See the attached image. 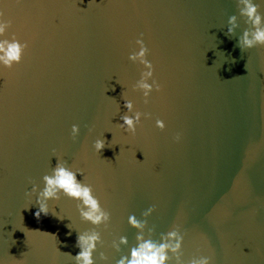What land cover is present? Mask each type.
Wrapping results in <instances>:
<instances>
[{
    "label": "water",
    "instance_id": "obj_1",
    "mask_svg": "<svg viewBox=\"0 0 264 264\" xmlns=\"http://www.w3.org/2000/svg\"><path fill=\"white\" fill-rule=\"evenodd\" d=\"M0 11L12 21L4 38L29 43L0 76L2 264H73L63 253L75 256L77 232L92 230L64 198L33 218L35 197L25 194L43 187L53 152L83 172L77 179L110 214L107 228L95 229L102 244L94 259L103 252L104 264H116L127 255L136 236L128 217L152 207L146 233L159 240L177 225L185 262L210 254L213 264H264V48L235 46L245 24L234 0H5ZM233 15L239 27L229 38ZM140 36L162 87L147 105L130 91L141 69L127 56ZM122 91L150 117L135 136L116 127ZM102 137L97 155L92 143ZM27 230L55 234L57 244ZM121 236L128 245L117 252L111 245Z\"/></svg>",
    "mask_w": 264,
    "mask_h": 264
},
{
    "label": "clouds",
    "instance_id": "obj_2",
    "mask_svg": "<svg viewBox=\"0 0 264 264\" xmlns=\"http://www.w3.org/2000/svg\"><path fill=\"white\" fill-rule=\"evenodd\" d=\"M91 2L95 3V0H91ZM234 2L238 10V16L245 24V28L237 38L235 46L239 48L241 53L253 48H264V15L260 12V7L264 5V0H234ZM4 3L5 0H0V5H4ZM11 24L12 21L6 19L3 11H0V76L5 71L11 70L14 65L20 64L22 56L29 46L28 42H21L14 35L7 39L4 38ZM238 27L237 16H230L227 20L225 36L231 38ZM134 45V50L130 51L127 60L133 65H138L141 70L139 71V79L131 86L130 91L132 93H139L143 103L147 105L150 96L153 93L159 94L162 91V87L154 79V66L147 59L149 49L143 42V36L137 38ZM107 91H115V88H110L105 92ZM120 98L124 101V112L122 115H119L120 122L116 124V127L129 136H135L137 128L140 127L142 116L147 120L150 118L149 114L134 110L133 102L124 99L123 91ZM119 111L120 108L118 107L117 113ZM154 127L157 130L163 131L165 129V122L161 119H156ZM106 132L112 133L111 131ZM78 135L79 127L73 125L70 129V138L75 140ZM103 137L94 140L92 143V150L97 155L102 153L106 147V141ZM181 140L182 135L180 133H176L172 137L173 143H180ZM112 141L113 136L111 142L107 143V147L111 148L114 145ZM142 155L144 157L143 153ZM52 157L55 158L56 163L54 167H51L50 174L42 177L43 187L38 189L33 185L31 190L25 194L28 197H35L36 211L33 213V218L39 222L42 216L47 217L51 211L49 202H57L61 198L75 202L76 213L80 222L89 224L92 230L77 232L75 247L78 249V252L75 256H71L68 253H63V255L70 256L73 264H97V260L101 264H104L107 258L103 252H100L96 259H94V253H97L98 246L102 244L100 233L95 229L100 226L107 228L110 222V214L101 207L100 200L93 193V188L88 183H85L84 179H77L78 176L83 177V172L80 169L62 160L55 152H53ZM138 162L143 163L141 161ZM153 211L154 208L149 207L142 213L140 220L133 215L128 217L127 225L136 233L135 244L128 249L127 255L120 256L116 264H213L210 254L196 255L186 262L184 261L181 253L184 236L175 224L168 232L162 234L159 240L152 238V229H147L146 233V221ZM54 213L52 212L53 216L62 220L60 216ZM69 225H66V227L69 229L68 234L71 235L73 228ZM27 231L40 232L39 230ZM43 234L54 238L57 244L55 234ZM127 245V238L121 236L118 241L112 242L111 247L113 250L119 252L121 247H126ZM56 252L60 253L57 247ZM0 264H2V261H0ZM52 264H55L54 260Z\"/></svg>",
    "mask_w": 264,
    "mask_h": 264
}]
</instances>
